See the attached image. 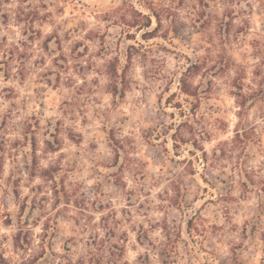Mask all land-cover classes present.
<instances>
[{"label":"rangeland","instance_id":"obj_1","mask_svg":"<svg viewBox=\"0 0 264 264\" xmlns=\"http://www.w3.org/2000/svg\"><path fill=\"white\" fill-rule=\"evenodd\" d=\"M2 262L264 264V0H0Z\"/></svg>","mask_w":264,"mask_h":264},{"label":"trees","instance_id":"obj_2","mask_svg":"<svg viewBox=\"0 0 264 264\" xmlns=\"http://www.w3.org/2000/svg\"><path fill=\"white\" fill-rule=\"evenodd\" d=\"M184 83H185V82H184ZM183 90H184L186 93H188V94H192V95H194V93H192V91H190V89H187V87H185ZM239 134H240V132L237 131L236 135L239 136ZM1 257H2V256H1ZM2 263H4V262H2ZM4 264H5V263H4Z\"/></svg>","mask_w":264,"mask_h":264}]
</instances>
